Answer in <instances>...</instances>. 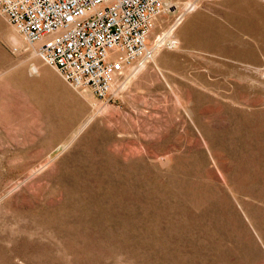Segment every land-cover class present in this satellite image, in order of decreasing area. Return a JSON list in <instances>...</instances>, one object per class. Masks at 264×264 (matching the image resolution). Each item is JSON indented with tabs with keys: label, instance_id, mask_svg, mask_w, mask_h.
<instances>
[{
	"label": "rangeland",
	"instance_id": "rangeland-1",
	"mask_svg": "<svg viewBox=\"0 0 264 264\" xmlns=\"http://www.w3.org/2000/svg\"><path fill=\"white\" fill-rule=\"evenodd\" d=\"M146 48L101 97L0 9V264H264V0H164Z\"/></svg>",
	"mask_w": 264,
	"mask_h": 264
},
{
	"label": "built area",
	"instance_id": "built-area-1",
	"mask_svg": "<svg viewBox=\"0 0 264 264\" xmlns=\"http://www.w3.org/2000/svg\"><path fill=\"white\" fill-rule=\"evenodd\" d=\"M164 0H0L45 60L76 86L105 97L114 77L145 55Z\"/></svg>",
	"mask_w": 264,
	"mask_h": 264
},
{
	"label": "bare ground",
	"instance_id": "bare-ground-1",
	"mask_svg": "<svg viewBox=\"0 0 264 264\" xmlns=\"http://www.w3.org/2000/svg\"><path fill=\"white\" fill-rule=\"evenodd\" d=\"M175 33L173 32V31H171V32H169V34L167 35L168 36V38H170V37H172L171 39H173V37L175 38V35H174ZM166 36V37H167ZM148 37H149V35H148ZM148 37H147V39H148ZM12 38H13V40L16 42V43H18L19 45H22L24 42H23V40H22V37L17 33V32H14V34L12 35ZM163 39H164V37H159V40H158V44H159V42H161V41H163ZM37 44L40 46V44L37 42ZM35 50V49H34ZM35 52V51H34ZM128 67V66H127ZM126 68V67H125ZM124 68V69H125ZM118 75V74H117ZM116 75V76H117ZM116 76L114 77V79H113V81H112V84L114 83V81H115V78H116ZM112 84H111V86H112ZM88 90H85V94L87 95L88 94Z\"/></svg>",
	"mask_w": 264,
	"mask_h": 264
}]
</instances>
